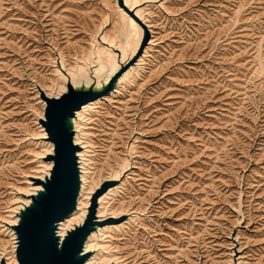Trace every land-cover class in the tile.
I'll return each mask as SVG.
<instances>
[{
    "label": "rangeland",
    "instance_id": "obj_1",
    "mask_svg": "<svg viewBox=\"0 0 264 264\" xmlns=\"http://www.w3.org/2000/svg\"><path fill=\"white\" fill-rule=\"evenodd\" d=\"M128 2L150 31L142 64L83 119L92 187L120 179L104 206L118 225L100 242L118 264H264V0ZM102 35L121 51L134 35L117 0H0V254L9 262L2 221L47 149L34 139L39 90L57 92L59 55L79 70L93 44L107 47Z\"/></svg>",
    "mask_w": 264,
    "mask_h": 264
},
{
    "label": "water",
    "instance_id": "obj_2",
    "mask_svg": "<svg viewBox=\"0 0 264 264\" xmlns=\"http://www.w3.org/2000/svg\"><path fill=\"white\" fill-rule=\"evenodd\" d=\"M117 3L134 28L124 51L105 44L113 52V60L103 59L100 64L92 57L73 74L58 63L61 88L48 96L39 90L44 103L43 118L39 120L44 137L39 140L50 147L41 160L50 167L41 172L42 178L32 177L36 188L31 193H19L24 202H17L12 211L15 221L6 224L13 236L17 264H98L93 257L104 249L87 248V243L94 235L99 239L100 231L117 221L118 216L101 219L98 214L103 198L120 180L108 179L91 193L82 219L61 230L62 224L78 211L84 188L83 139L77 126L83 123L80 114L88 103L105 99L133 78L150 38L149 28L137 6L128 0H117ZM54 108L55 125L51 119ZM0 264H5L3 259Z\"/></svg>",
    "mask_w": 264,
    "mask_h": 264
},
{
    "label": "bare ground",
    "instance_id": "obj_3",
    "mask_svg": "<svg viewBox=\"0 0 264 264\" xmlns=\"http://www.w3.org/2000/svg\"><path fill=\"white\" fill-rule=\"evenodd\" d=\"M119 11H120V15H121V17H122V18H125V13H124L120 8H119ZM97 41H98L99 43H101V44H109L110 47H115V48H118V47H119V45H118V46L115 45V44L113 43L112 40H110V41L108 40V42H107V41H106V38L104 37V35H102L101 38H99V40H97ZM95 43H96V42H95ZM94 45H95V44H93V46H92V51H91V54H90V56H89L88 61H90L92 57H95L96 60H97V62H99V63L101 64V61L103 60V58H101V55H104V56H105L106 58H108V59L114 58L113 53H112V51L110 50V48H108V47H104V46H103L104 49H103V51H102V50H99V49H98L97 47H95ZM118 49H119V48H118ZM119 50H120V49H119ZM144 54H145V51H144ZM143 56H144V55H143ZM143 56H142V57L140 58V60H139V65L142 64ZM59 59H60V62H59V63H60V65H61L62 69H63L64 66H65V62H64V60H63V58H62L61 55H59ZM104 59H105V58H104ZM106 60H107V59H106ZM64 69H65L69 74H73V72H71V70H68V68H64ZM137 74H138V69L136 70V73H135L134 77H133L128 83L121 85V86L118 87L117 89L122 88L123 86H125V85L131 83V82L134 80V78L137 76ZM60 88H61V87H60ZM117 89H116V90H117ZM116 90H115L114 92H112L111 94L115 93ZM46 95L48 96L49 94H46ZM107 97H108V96H107ZM98 100H102V99H96V100H94V101L88 103V104L85 106L84 111L81 112V114H80L81 119H84V118H85V114H86L87 111L92 107V104H94V103H95L96 101H98ZM77 126H78V129L82 130V133H81L82 137H81L80 139H83V140L81 141V143H82V147H83V149H84V151H83V153H82L83 160H84V175H83V179H84V188H83V192H82V194H81V196H80V198H79V201H78V211H77L72 217L68 218V219L62 224V226H61V230H64V229L68 228L72 223H77V222H79V221L82 219V216H83L84 213H85V208L87 207V205H88V203H89V199H90L91 193H92V192L96 189V187L98 186V184H95V183L93 182V187H92V178H91V172H90V168H89L90 163H89V161H88V158H89V151H88V150H90V145H89V143H87L88 141L86 140V137H85L86 134L83 132V130H84V124H83L82 122H79ZM42 137H44V131H43V129L41 128V134H40L37 138L34 137V139H35V140H36V139H41ZM37 143H38L39 145H43V146L47 147V149L43 151V154H42V155H38V158L42 159V158L46 155V153H48V152L50 151V147H49L46 143H44L42 140H38ZM40 162H41L43 165L41 166L40 172L38 171V174H37L36 176H33V177H35V178H42V174H41V172H43L45 168L50 167V164H48V163H46V162H43V161H40ZM28 185H29V189H27V190H17V193H18V194H19V193H31L32 190L36 188V187L33 185V183H30V182H29ZM119 188H120V187H116V188L111 189L110 192H109V193L103 198V200H102V202H101V205H100V208H99V210H98V214H99V216L101 217V219H106V218H110V217H114V216H116L115 213L110 212V211L108 210V208H107V207H104V206L106 205V201L112 196V195H111L112 192H113V191L117 192ZM16 201H22V202H24V199H23L21 196H17ZM14 209H15V207H13V208L11 209V212H12ZM125 213H128V212H123L122 214H125ZM119 215H120V214H119ZM14 221H15V220H14L12 214H10V218H8L7 221H2V222L4 223V225H6V224H11V223H13ZM116 225H118V224H116ZM116 225H112V226H109V227H106V228L102 229V230L100 231V234H99V237H100L99 239H98V237H97L96 235H94V236L88 241V243H87V248H96V247H101V246L105 248V250H103L102 252H100L99 254H97L95 257H93V260H94L95 262H97L98 264H101V263H103V262H107V261H109V260L111 261V259L108 257V256L111 255V254L109 253L110 250L107 248V246L104 245V243H103V244L101 243V242H102L101 239L104 238V240H105L106 237L104 236V234H105L107 231H109L110 229H112L113 227H115ZM120 226H121V225H120ZM100 241H101V242H100ZM104 242H105V241H104ZM12 249H13V248H12ZM13 252H14V251H13ZM108 253H109V255H108ZM5 255H6L5 253H1V254H0V261L3 259L4 262H5V264H17L16 259H13L14 262H9V261H8V260H9L8 257H5ZM102 255L105 256V258L101 259ZM13 258H15V257H13ZM118 263H119V262L116 261V264H118Z\"/></svg>",
    "mask_w": 264,
    "mask_h": 264
},
{
    "label": "snow or ice",
    "instance_id": "obj_4",
    "mask_svg": "<svg viewBox=\"0 0 264 264\" xmlns=\"http://www.w3.org/2000/svg\"><path fill=\"white\" fill-rule=\"evenodd\" d=\"M51 119L53 121V125H55L56 121H57V112L56 109L54 108L51 114Z\"/></svg>",
    "mask_w": 264,
    "mask_h": 264
}]
</instances>
